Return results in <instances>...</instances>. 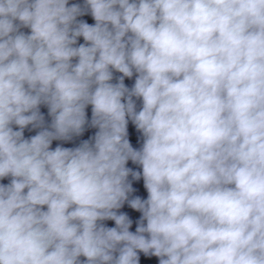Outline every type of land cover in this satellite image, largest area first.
Instances as JSON below:
<instances>
[{
  "label": "clouds",
  "instance_id": "obj_1",
  "mask_svg": "<svg viewBox=\"0 0 264 264\" xmlns=\"http://www.w3.org/2000/svg\"><path fill=\"white\" fill-rule=\"evenodd\" d=\"M85 5L0 0V180L12 178L0 264H139L138 250L159 264H264V0ZM86 10L94 25L77 21ZM41 104L51 130L25 139ZM88 105L91 141L52 150L83 133ZM130 174L147 199H128ZM125 201L141 213L135 232L116 211Z\"/></svg>",
  "mask_w": 264,
  "mask_h": 264
}]
</instances>
